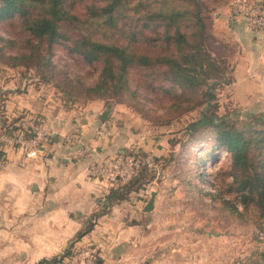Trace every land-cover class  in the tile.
<instances>
[{
  "label": "crops",
  "instance_id": "0c3cea01",
  "mask_svg": "<svg viewBox=\"0 0 264 264\" xmlns=\"http://www.w3.org/2000/svg\"><path fill=\"white\" fill-rule=\"evenodd\" d=\"M215 34L234 50L233 77L227 85L232 99L242 102L250 116L264 112V29L233 20L227 4L217 13ZM4 68L10 72H0V128L25 115H39L53 135L34 155L7 146L0 156L6 162L0 166V264H36L61 257L91 222L92 229L78 240L86 239L104 263L210 264L216 259L214 250L230 227V207L201 188L206 173L190 158L193 147L206 143L196 161L204 164L199 159L206 161L219 148L215 137L193 124H152L128 107H109L102 99L80 108L67 106L52 84L26 77L22 67ZM73 131L96 152L76 159V146L63 141ZM130 151L156 159L160 178L154 173L139 189L114 200L111 192L118 185L92 178L87 168ZM153 191L154 208L145 212ZM205 194L210 202L204 201ZM196 198L216 220L198 215L203 206L193 203ZM107 227L116 229L113 240L96 238L99 229Z\"/></svg>",
  "mask_w": 264,
  "mask_h": 264
},
{
  "label": "trees",
  "instance_id": "16d2710c",
  "mask_svg": "<svg viewBox=\"0 0 264 264\" xmlns=\"http://www.w3.org/2000/svg\"><path fill=\"white\" fill-rule=\"evenodd\" d=\"M12 18L17 36L0 34V58L11 67L31 62L40 82L54 85L67 106L75 99L107 101L116 95L129 96L153 112L181 115L204 106L193 126L211 127L219 148L231 154L230 167L221 171L232 179L225 192L239 194L244 211L253 209L264 217V112L241 124L217 113V90L232 82L233 70L223 82L224 73L211 52L228 50L233 69V48L216 37L200 0H0V23ZM57 49L89 65L99 64L96 80L89 79L90 70L73 71L68 62L59 67ZM143 117L154 122L159 116ZM11 124L4 122L1 128ZM153 177L143 167L111 196L124 199ZM69 249L36 264H59ZM262 258L264 264V253Z\"/></svg>",
  "mask_w": 264,
  "mask_h": 264
},
{
  "label": "rangeland",
  "instance_id": "374dc122",
  "mask_svg": "<svg viewBox=\"0 0 264 264\" xmlns=\"http://www.w3.org/2000/svg\"><path fill=\"white\" fill-rule=\"evenodd\" d=\"M220 1L221 0H200L202 13L205 16V18L208 19L210 26L213 28L214 34H215V22H216L217 13L221 10L223 6L228 4L229 0L227 1L223 0L221 3L218 4V2ZM14 21H15V18H12V19L6 20L5 22L0 23V34L5 37L17 36V29L15 28L16 26L13 25ZM222 51H223L222 54L220 53L219 55H216L213 51L211 53L215 57L219 67L224 73L222 81L225 82V80L229 79V77L231 76V72L233 69L231 68V64L228 63L227 61L228 57L225 54L228 50H222ZM227 53H229V51ZM55 61L59 63L58 64L59 67H61L63 63L65 62L70 63L69 65L73 67V71H75V69H78V68L79 69L84 68L85 70H90L91 71V75L89 76L90 80H96L99 74L98 69H97L99 64L89 65L88 63L83 62L82 59L67 54L62 49H57ZM6 64H10V63L0 58V72L1 73H3L4 71H9L8 69L4 68ZM20 64H24L19 67H22V72L26 77L38 78L40 81V78H39L40 76L38 75L36 68L33 66L31 62L20 63ZM76 65H78L79 67H77ZM54 80H56L57 82H60V77L56 75L54 76ZM219 88L220 89L217 90V99H216V103L218 104L217 113L219 114V116H227L229 120L234 121L237 124H241L242 122L249 120V118L251 117L249 115L250 111H247L244 109L242 102H238L232 99L231 97L232 94H231L229 87L227 88V85H224ZM75 100H76L75 102L73 100L72 101L73 103H75V106H77L78 108H80V106L85 105L89 102V100L88 101H81V100L78 101L77 99ZM106 103L107 104L109 103L108 104L109 107L111 106L128 107L130 110H132L133 112L141 116H144V115L149 116V117L159 116L156 121L154 122L150 120L149 121L155 125H169V126H173V128H177L179 126H185L189 124H194V122H196L201 117L200 112L204 109V106L198 107L192 111H187L184 113L182 112L181 115L180 113L173 112V111L169 113H164L163 109L157 112H153V111H148V110L143 109L144 107L142 105L137 104L135 100H133L129 96H124V95H116V96L110 97L106 101ZM1 105L2 104H0V106ZM70 105L73 106V104L71 103ZM212 109H215V108H212ZM17 120L7 122V124L16 122ZM199 129L205 131L206 136L208 135V136L214 137V130L211 127L201 125ZM203 152L200 155L197 153H194L193 155L194 157L191 156L190 158H191L192 165L196 166L197 168L199 167L203 168L204 172L206 173L207 181L203 182L201 188L205 192H209L207 189L209 188L208 180L210 178L208 177L209 173H208V168H207V163H206L209 158L206 161H204L203 158L199 159V163L205 162L204 164H201V165L196 162L198 158L204 154ZM4 153L5 151L2 152L0 156H3ZM214 154L215 153H212L211 156ZM230 165H231V155L226 156V158L224 159L222 163V166L218 168L213 174L214 183L219 188V193L218 194L211 193V194L217 197L220 205L223 202H227L230 204L229 205L230 210L227 211L230 217V220H229L230 227L228 230H223V231H226V234H225L226 238L223 241H221L219 245L217 246V248L214 250V256L216 259L212 260L209 263L210 264H262L263 263L262 254L264 253V217H259L257 212L254 211L253 209H249L248 211L243 210L242 212L238 210L236 211V209L233 207L230 201L224 198L225 194H229L225 192V189L227 187L228 182H230L232 179L231 178L227 179V177H225V175L222 174L221 171L223 169H228ZM155 175L157 176L156 173ZM159 178H160V174L158 176V179ZM210 198L211 197L208 194L204 195L205 202H210L211 200ZM199 200H202V197H199ZM197 201L198 200L196 198V200L193 201V203L196 204ZM198 203L201 206H203L202 211L198 215H200L206 220H212V219L216 220L215 217L214 218L212 217L213 214L210 213L209 208L205 206L204 204L202 205V201H198ZM94 219L95 218L93 217L92 220ZM225 222H227V218H225ZM220 223L224 224V222L222 221ZM86 230L87 228H85L83 231L85 232ZM115 230L116 229L114 227L113 228L107 227L106 229H99V232H98L99 235H95V236L96 238L100 236V239L102 240L104 239L106 241L111 240V239L113 240ZM81 237H76L74 239L75 243L73 242L72 246L70 247L69 252H68L69 255L64 259L63 262H60L59 264H96L97 260L100 258V256L98 255L97 249H94L93 246H91V244H87L88 241H85L86 239H82V241L78 240ZM83 240L86 243L83 242ZM106 244L101 246L102 253L103 251H105V248H107ZM106 263L107 264L115 263V261L113 262L107 261L104 263V260H103V264H106ZM141 264H151V262L146 261V262H142Z\"/></svg>",
  "mask_w": 264,
  "mask_h": 264
},
{
  "label": "built area",
  "instance_id": "2783aa9c",
  "mask_svg": "<svg viewBox=\"0 0 264 264\" xmlns=\"http://www.w3.org/2000/svg\"><path fill=\"white\" fill-rule=\"evenodd\" d=\"M259 0H229L228 7L235 21H244L250 28L264 29V5ZM52 131L39 115H25L13 122L9 127H3L0 130V153L5 151L8 146H18L25 150L28 155H34L41 150V147L51 140ZM63 141L69 146H76L74 157L76 159H84L92 152H96V148L90 143L84 141L83 136L78 131L67 134ZM206 143H202L193 147L194 153L201 154L205 149ZM220 149V150H219ZM219 150V151H218ZM218 151V152H217ZM215 154L207 160V168L209 173V188L212 194H218L219 188L214 183V172L222 166L226 156L231 155L230 152L223 148H218ZM129 152H121L117 155L97 160L88 165V172L92 178L106 181L109 184L119 185L131 181L140 171L141 168L147 167L157 175V160L152 156H138ZM0 166H6L4 159L0 161ZM224 198L229 200L236 211L242 212L244 204L241 196L237 193L225 194Z\"/></svg>",
  "mask_w": 264,
  "mask_h": 264
},
{
  "label": "water",
  "instance_id": "95a60500",
  "mask_svg": "<svg viewBox=\"0 0 264 264\" xmlns=\"http://www.w3.org/2000/svg\"><path fill=\"white\" fill-rule=\"evenodd\" d=\"M259 1H262V0H259ZM103 116H104V118H106L107 117V112H104ZM194 129H197V128L194 127ZM156 196H157V191H153L151 193V196H150L145 208H144L145 212H149V211L153 210L154 205H155Z\"/></svg>",
  "mask_w": 264,
  "mask_h": 264
}]
</instances>
